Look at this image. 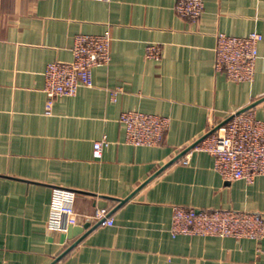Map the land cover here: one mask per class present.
<instances>
[{"label": "crops", "instance_id": "crops-1", "mask_svg": "<svg viewBox=\"0 0 264 264\" xmlns=\"http://www.w3.org/2000/svg\"><path fill=\"white\" fill-rule=\"evenodd\" d=\"M177 2L0 0V264H53L80 239L51 225L56 189L76 193L79 227L96 225L100 209L115 221L56 264H264V241L172 234L175 207L264 218V176L227 182L211 154L193 151L140 189L233 114L257 102L249 111L264 121V0H205L198 21ZM252 33L263 36L254 79L233 82L216 67L218 35ZM105 34L110 63L47 114L48 65L71 62L77 36ZM126 111L168 118L162 143L129 144Z\"/></svg>", "mask_w": 264, "mask_h": 264}, {"label": "built area", "instance_id": "built-area-1", "mask_svg": "<svg viewBox=\"0 0 264 264\" xmlns=\"http://www.w3.org/2000/svg\"><path fill=\"white\" fill-rule=\"evenodd\" d=\"M176 11L185 19L198 21L205 12V0H178ZM262 41L263 36L258 33L247 37L219 34L217 70L225 72L236 83L253 81L259 57L258 46ZM111 46L109 34L79 35L72 49L71 62H53L48 65L45 72L47 114H52L58 99L74 97L81 88L93 86L94 69L111 61ZM149 54L158 57L159 48L150 47ZM120 122L126 130L127 142L139 147L160 145L169 128L168 118L141 111L122 113ZM107 145L106 141L95 143V159H102L103 149ZM193 151L211 154L216 171L225 181L244 180L249 184L254 183L258 177L264 176V121L258 119L252 111L235 113L225 125L190 152ZM183 163H189L188 154ZM75 200V192L55 190L51 208L53 227L68 231L70 227L79 225ZM94 218L102 227L115 224L109 209H100ZM172 234L264 241V218L259 213L251 212L175 207Z\"/></svg>", "mask_w": 264, "mask_h": 264}, {"label": "water", "instance_id": "water-1", "mask_svg": "<svg viewBox=\"0 0 264 264\" xmlns=\"http://www.w3.org/2000/svg\"><path fill=\"white\" fill-rule=\"evenodd\" d=\"M260 102V101H258ZM257 105V102L254 103L253 105H250L249 107L241 110L238 112V114L244 113L249 111L251 108H253L254 106ZM232 118L229 117L224 123H222L221 125H219L218 127L214 128L212 131H210L208 134H206L204 137H202L201 139H199L196 143H194L191 147L187 148L185 151H183L180 155H178L175 159H173L172 161H170L168 164H166L160 171H158V173H156L153 177H151L146 183H144L141 187L143 188L144 186H146L147 184H149L157 175H159L161 172H163L164 170H166L168 167H170L172 164L176 163L177 161H179L181 158H183L185 155H187L191 150H193L197 145H199L202 141H204L207 137H209L211 134H213L215 131H217L220 127H222L223 125H225L230 119ZM139 189V190H140ZM138 191H136L135 193H133L132 195H130L128 198L126 199H121L119 200V206L118 208H120L121 206H123L124 204H126L127 202H129L137 193ZM100 226V223H97L96 225H94L93 227H91V224H86L83 227H79V226H72L69 228V235L70 238L73 237H77L79 235H81L80 239L78 241H76V243H74L71 247H69L58 259H56V261L53 264L58 263L65 255H67L73 248H75L85 237H87L92 231H94L96 228H98Z\"/></svg>", "mask_w": 264, "mask_h": 264}]
</instances>
